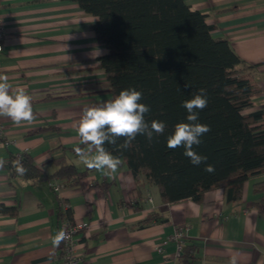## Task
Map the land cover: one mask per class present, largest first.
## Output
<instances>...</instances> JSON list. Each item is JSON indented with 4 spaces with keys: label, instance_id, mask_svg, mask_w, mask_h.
<instances>
[{
    "label": "crops",
    "instance_id": "obj_1",
    "mask_svg": "<svg viewBox=\"0 0 264 264\" xmlns=\"http://www.w3.org/2000/svg\"><path fill=\"white\" fill-rule=\"evenodd\" d=\"M183 1L205 15L214 40L227 41L255 67L263 94L258 103L264 106V0ZM0 20L6 31L0 76L8 78L10 92L22 87L33 109L30 122L0 117V205L18 209L16 216L0 214V264L61 263L60 200L72 223L92 227L77 247L81 264H185L169 241L176 230L186 232L184 245L195 248L189 264H229L232 258L236 264H264V215L256 205L264 193H255L264 174L249 178L235 202H226L217 189L200 203L163 204L157 189L142 176L134 178L125 164L112 173L83 163L80 153L88 150L78 121L85 108L108 101L93 90L106 84L99 59L108 52L96 41V18L64 0H0ZM22 154L47 176L62 163L85 176L63 186L59 199L49 184L62 181L11 175L10 159Z\"/></svg>",
    "mask_w": 264,
    "mask_h": 264
},
{
    "label": "trees",
    "instance_id": "obj_2",
    "mask_svg": "<svg viewBox=\"0 0 264 264\" xmlns=\"http://www.w3.org/2000/svg\"><path fill=\"white\" fill-rule=\"evenodd\" d=\"M64 1L96 18V41L108 51L99 59L106 84L93 90L111 100L121 90L135 88L142 93L140 103L150 109L145 120L165 123L163 134L154 133L150 141L137 135L122 149L121 137L115 144L106 143L105 149L119 157L134 178L147 179L163 204L200 203L205 193L217 189L225 192L228 203L240 199L244 183L264 174V106L258 103L263 94L253 76L255 67L244 63L227 41L214 40L205 15L190 11L183 0ZM199 89L205 90L208 103L199 110L197 123L210 131L193 146L206 158L193 166L184 149L168 148L166 139L175 125L188 123L181 104ZM17 162L25 169L22 176L16 172ZM208 165L212 172L205 171ZM8 166L12 176L33 182L58 179L62 186H73L85 176L64 163L47 176L27 154L12 157ZM259 192L264 193V183L255 188ZM256 205L264 215V198ZM17 210L0 205L3 215L16 216ZM58 218L72 223L69 207L58 209ZM193 251L184 245L180 261L189 264Z\"/></svg>",
    "mask_w": 264,
    "mask_h": 264
},
{
    "label": "clouds",
    "instance_id": "obj_3",
    "mask_svg": "<svg viewBox=\"0 0 264 264\" xmlns=\"http://www.w3.org/2000/svg\"><path fill=\"white\" fill-rule=\"evenodd\" d=\"M10 84L6 76H0V117L10 118L15 124L22 121L30 122L33 118L31 97L22 87L10 92ZM142 93L135 88L121 90L113 99L105 101L101 106L85 108L78 121V135L81 143L87 146V152H81V159L88 168L106 170L115 173L122 161L107 151L104 145L115 144L118 138H125L122 149L131 146L137 135H144L149 141L153 134H163L165 123L153 120L149 124L145 120V114L149 107L140 103ZM207 96L204 89H199L190 100L182 102L188 123H178L174 131L166 139V145L170 149L182 147L183 155L189 158L193 166H199L206 158L194 152L193 146L201 143V137L210 131L207 125L197 123L199 110L207 107ZM94 149V153H93ZM79 152L80 150L77 149ZM91 154V155H90ZM211 165L206 166L205 171L212 172ZM16 172L19 175L25 173V169L17 162ZM56 237V242L59 241ZM229 264H236L235 258L229 260Z\"/></svg>",
    "mask_w": 264,
    "mask_h": 264
},
{
    "label": "built area",
    "instance_id": "obj_4",
    "mask_svg": "<svg viewBox=\"0 0 264 264\" xmlns=\"http://www.w3.org/2000/svg\"><path fill=\"white\" fill-rule=\"evenodd\" d=\"M6 31L3 22L0 20V66L1 57L4 52V40ZM5 138V127L0 123V139ZM50 189L59 198V194L63 188L62 184L57 182H51L49 184ZM60 199V198H59ZM59 206L62 209L68 208L63 201H59ZM92 227L82 224V223H70L64 220L59 229V249L61 255L60 264H81L82 258L77 254V247L80 245L82 237H87L90 234ZM186 232L181 230H176L174 234L169 238V241L173 242L176 246V252L179 256L183 252L184 248V238ZM165 245V244H164ZM158 253H162V248L158 247L156 249Z\"/></svg>",
    "mask_w": 264,
    "mask_h": 264
}]
</instances>
